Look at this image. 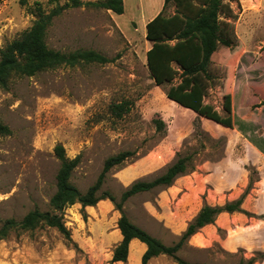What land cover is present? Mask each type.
<instances>
[{"label": "rangeland", "instance_id": "374dc122", "mask_svg": "<svg viewBox=\"0 0 264 264\" xmlns=\"http://www.w3.org/2000/svg\"><path fill=\"white\" fill-rule=\"evenodd\" d=\"M37 1L48 10L66 2L0 0V48L31 27ZM164 2L125 0L123 14L89 6L64 10L49 29V46L65 52L95 50L112 61L61 65L0 86V121L11 129L0 135V227L37 207L51 210L59 143L69 157L81 155L72 182L83 192L109 156L133 152L110 171L103 186L118 198L134 182L158 177L192 154L193 167L173 184L129 199L128 216L171 245L205 204L224 205L247 193L246 212H223L179 254L201 264H239L250 258L264 264V0H226L221 13L224 34L232 25L235 44L215 55L216 80L205 103L231 125L169 98L180 78L158 85L152 77L146 24ZM164 12L173 14L174 3ZM120 103L128 108L121 116L113 108ZM155 118H162L164 129ZM120 216L110 199L86 207L76 203L65 211L72 241L47 225L16 229L0 239V264H142L146 244L138 239L127 261H112L123 238ZM148 264L177 262L160 255Z\"/></svg>", "mask_w": 264, "mask_h": 264}, {"label": "trees", "instance_id": "16d2710c", "mask_svg": "<svg viewBox=\"0 0 264 264\" xmlns=\"http://www.w3.org/2000/svg\"><path fill=\"white\" fill-rule=\"evenodd\" d=\"M54 1L56 0H49L50 3ZM225 1L165 0L163 9L147 23L146 37L152 43L147 52V62L158 85L173 83L175 79L180 78L179 83L170 87L169 98L202 116L231 125V121H227L228 119H225L213 105L205 103V97L216 80L212 69L215 55L220 50L231 49L235 44L232 25H227L229 29L224 34L221 13L224 11ZM171 3L175 5V12L166 15L164 11ZM35 4L31 12L36 18L31 27L0 48L1 87L8 88L12 79L17 76H34L61 65L104 64L112 61L108 56L95 50L79 49L65 52L52 48L47 42V36L55 18L68 8L89 6L123 14L125 0H66L63 4H55L50 10L40 1ZM113 108L120 116L128 109L125 103L116 104ZM155 122L159 130L164 129L162 118H155ZM10 133V127L0 121V135ZM132 153L122 151L109 156L95 183L83 192L72 182L73 173L81 162V155L71 158L67 155L65 146L62 143L57 144L55 154L61 163L56 177L57 189L50 199L51 210L44 211L37 207L21 220L6 219L0 227V239L8 237L16 229L35 230L41 225H47L57 228L67 240L72 241L71 229L65 219L66 209L76 203L86 207L96 205L100 200L110 199L121 213L118 225L123 236L114 249L113 262L127 261L131 244L138 239L147 245L142 256V264H148L151 259L160 255L174 258L177 264H201L184 259L180 256V251L192 236L205 226L215 223L223 212H246L243 203L247 193L224 205L205 204L177 240L168 245L134 223L125 210V204L140 193L173 184L179 176L193 167L194 156L192 154L181 156L162 175L151 180L134 182L118 198L109 190H103V186L110 171L123 164L133 155ZM255 262L256 258H250L242 259L239 264Z\"/></svg>", "mask_w": 264, "mask_h": 264}, {"label": "crops", "instance_id": "0c3cea01", "mask_svg": "<svg viewBox=\"0 0 264 264\" xmlns=\"http://www.w3.org/2000/svg\"><path fill=\"white\" fill-rule=\"evenodd\" d=\"M148 14H151V12H149ZM155 16H156V15H153L152 18H150V19L147 21V23H148L150 20H152ZM146 28H147V24H146ZM146 248H147V245H146Z\"/></svg>", "mask_w": 264, "mask_h": 264}]
</instances>
